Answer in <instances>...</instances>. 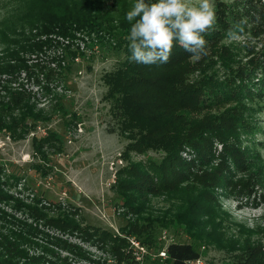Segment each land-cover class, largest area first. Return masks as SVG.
I'll use <instances>...</instances> for the list:
<instances>
[{"label": "rangeland", "instance_id": "1", "mask_svg": "<svg viewBox=\"0 0 264 264\" xmlns=\"http://www.w3.org/2000/svg\"><path fill=\"white\" fill-rule=\"evenodd\" d=\"M257 1L215 0L208 54L189 58L195 66L186 79L226 94L191 118L234 107L238 137H213V153L178 181H145L154 191L138 184L144 195L135 202L123 192L130 167L166 155L163 141L143 152L130 147L149 117L106 81L127 57L122 32L135 22L126 13L136 0H0V183L8 194L0 208L11 220L2 230L27 236L28 255L56 264H169L159 252L172 242L194 244L205 264H240L245 251L248 264L264 263V6ZM91 22L105 29L91 30ZM230 30L243 39L229 40ZM183 147V156L196 155ZM223 154L237 165L222 162L219 173Z\"/></svg>", "mask_w": 264, "mask_h": 264}, {"label": "trees", "instance_id": "2", "mask_svg": "<svg viewBox=\"0 0 264 264\" xmlns=\"http://www.w3.org/2000/svg\"><path fill=\"white\" fill-rule=\"evenodd\" d=\"M258 1L264 6V0ZM258 1L256 3H259ZM262 23L264 25V22ZM104 27L105 25L91 22L88 28L99 31L102 28L105 29ZM58 29L62 34L68 33V28L66 27L59 26ZM122 33L126 38L130 33V27L125 28ZM207 36L210 38V34H205V39H207ZM125 42L128 43L127 40ZM125 51H127L125 61L121 62L120 67L113 72L114 74L106 76V81L111 84L112 89L118 87L121 88V91H125L134 102L136 109L149 117L145 132L140 134L139 138L130 147L143 152L145 148L163 141L166 150V155L160 162H153L145 168H138L139 165L130 167L134 172L133 174L129 172L130 180L126 184V191L123 190V192L127 195V200L133 199L132 201L136 202L139 200L137 197L144 195V192L139 190L140 186L138 184L146 185L145 181L153 183L157 179L160 187L167 185L168 182H172L173 180H180V171L190 169L196 160H205L209 157L210 153H213V137H220L223 143L228 141L226 140L227 137H238V132L233 133L232 131L237 128L239 120L237 117L238 112L234 107L222 112V114L207 115L206 113L202 115V123L197 122L196 118H191L190 114L204 113L208 109V105H213L220 98L223 99L226 97V94L221 96L218 90L213 88L214 85L210 82L205 83V80L196 82V85L186 83L189 71L192 72L195 65L189 62L191 54L178 44L174 46L171 57L165 64L143 65L131 62L128 59L130 56L129 50ZM187 70L188 72H186ZM233 75H235L234 72ZM241 80L246 79L243 78ZM262 80L264 85V79ZM206 86L209 87L207 88ZM222 87V89H228L227 86ZM226 127L230 131L228 136L222 131ZM130 133L134 135L137 131H130ZM209 141L211 143L208 144ZM183 146H189L196 155L193 158L183 156ZM228 159V162L225 161L224 154L220 158L219 173L222 169L229 168L230 163H234V167H236V157L232 156V158L229 157ZM222 162H227L226 167L223 166ZM242 165L245 166V162H242ZM0 173H2V170H0ZM224 176L222 179H224ZM231 184L230 180L227 185L223 184L224 188L220 189H227ZM2 185L0 183V203L8 199V194L2 188ZM146 188L152 191L155 189L152 184H147ZM8 216L0 208V264H46L47 262L48 264H56L51 260L46 261V257L28 255L27 248L34 245L30 244L29 246L25 244L27 236L24 237L23 235L21 237L20 235H16V233L11 234L7 231L8 228L4 232L2 224L11 223ZM49 221L52 220L50 219ZM55 223L62 228L76 229V225L70 221L57 220ZM29 227L32 228L30 224ZM33 230H26L27 235L34 233L35 230ZM55 244L60 245L59 243ZM63 246L67 250H70V247L72 248V245L66 243ZM166 247L168 255L166 259L169 264H188L190 260L200 258L201 256V252L192 243L172 242ZM249 259L250 252L245 251L244 255L237 258L235 262L248 264ZM129 263L132 264L131 262ZM257 264L264 263L259 261Z\"/></svg>", "mask_w": 264, "mask_h": 264}, {"label": "clouds", "instance_id": "3", "mask_svg": "<svg viewBox=\"0 0 264 264\" xmlns=\"http://www.w3.org/2000/svg\"><path fill=\"white\" fill-rule=\"evenodd\" d=\"M128 59L143 65L165 64L177 44L199 60L208 54L205 34L215 30V0H136L126 13ZM243 32V29H240ZM231 41L243 37L229 31Z\"/></svg>", "mask_w": 264, "mask_h": 264}, {"label": "built area", "instance_id": "4", "mask_svg": "<svg viewBox=\"0 0 264 264\" xmlns=\"http://www.w3.org/2000/svg\"><path fill=\"white\" fill-rule=\"evenodd\" d=\"M159 254L165 258H167V249L165 250H161L159 252ZM188 264H205V259L202 257V255L200 256V258L194 259V260H190L188 262Z\"/></svg>", "mask_w": 264, "mask_h": 264}]
</instances>
